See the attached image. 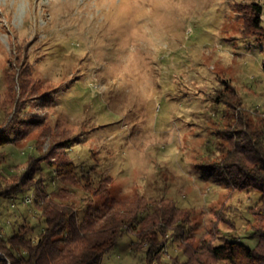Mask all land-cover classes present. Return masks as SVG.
I'll return each mask as SVG.
<instances>
[{
    "label": "rangeland",
    "instance_id": "rangeland-1",
    "mask_svg": "<svg viewBox=\"0 0 264 264\" xmlns=\"http://www.w3.org/2000/svg\"><path fill=\"white\" fill-rule=\"evenodd\" d=\"M262 65L264 0H0V193L41 169L0 194L2 233L38 225L43 185L78 222L113 199L144 216L138 230L165 227V263L200 242L252 248L260 194L234 188L224 160L246 126L264 133ZM134 240L102 264H143Z\"/></svg>",
    "mask_w": 264,
    "mask_h": 264
},
{
    "label": "trees",
    "instance_id": "trees-1",
    "mask_svg": "<svg viewBox=\"0 0 264 264\" xmlns=\"http://www.w3.org/2000/svg\"><path fill=\"white\" fill-rule=\"evenodd\" d=\"M252 9L253 25L259 28L262 7L253 4ZM245 128L243 136L238 137L234 148L227 153L224 170L234 188L253 186L260 194V207L254 215L261 219V224L252 228L251 238L255 241L252 248L235 241L218 245L200 242L190 251L186 261L180 262L177 257H173L171 263H165L161 259V252L165 247H170L171 243V235L166 236L165 227L151 221L138 230L144 216L134 210L119 209L118 203L113 199L105 201L100 214H88L78 222L79 210L68 201L67 191L52 190L47 193L43 185H39L35 189L34 198L39 211V219L36 218V226L39 228L35 225H19L7 235L2 233L3 227H0V264H102L104 256L119 239L125 233L132 232L135 233V240L130 243V249L136 252L143 244L145 246L143 264H209L210 261L224 264H264V133L251 131L250 126ZM4 138L0 133V144ZM48 166L52 167L53 164L49 163ZM37 170H41L38 164L30 165L19 183L3 192L4 196L17 191L24 192L21 189L23 184L33 180ZM88 188L90 187L85 186L84 190L87 191ZM106 190V187L97 188L92 193L102 194ZM155 216L160 218V222L164 221L160 215ZM177 230L178 227L171 228L172 236ZM177 234L181 235L182 230Z\"/></svg>",
    "mask_w": 264,
    "mask_h": 264
},
{
    "label": "built area",
    "instance_id": "built-area-1",
    "mask_svg": "<svg viewBox=\"0 0 264 264\" xmlns=\"http://www.w3.org/2000/svg\"><path fill=\"white\" fill-rule=\"evenodd\" d=\"M162 251H167L168 252V249L165 247L164 249H162Z\"/></svg>",
    "mask_w": 264,
    "mask_h": 264
}]
</instances>
